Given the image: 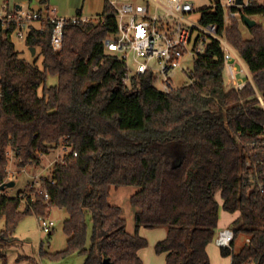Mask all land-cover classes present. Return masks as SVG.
<instances>
[{
	"label": "trees",
	"instance_id": "16d2710c",
	"mask_svg": "<svg viewBox=\"0 0 264 264\" xmlns=\"http://www.w3.org/2000/svg\"><path fill=\"white\" fill-rule=\"evenodd\" d=\"M37 11L51 13L49 7ZM245 11L264 15V4ZM223 18L220 8L203 12V20L220 26ZM117 24L105 1L94 21L67 19L63 46L55 50V23L32 22L25 40L41 50V68L17 50V22L0 21V184L12 158L20 169L40 164L55 146L67 150L39 186L13 197L0 192V247L9 246L26 214L49 217L59 207L68 211L67 245L57 251L42 246V257L78 253L83 264H145L140 250L149 241L141 227H166L167 236L155 245L166 264H213L208 245L220 230L222 205L239 213L235 240L220 246L222 256H231L232 264H264V192L250 188L246 175L253 142L264 133V27L250 28L251 38L236 21L227 28L253 79L243 88L227 85L224 54L213 41L194 59L191 80L166 92L151 72L125 84L126 65L105 43ZM49 74L56 83L47 84ZM126 185L139 187L130 197L133 232L122 206L110 201L111 187ZM0 257L6 264L1 249Z\"/></svg>",
	"mask_w": 264,
	"mask_h": 264
},
{
	"label": "built area",
	"instance_id": "2783aa9c",
	"mask_svg": "<svg viewBox=\"0 0 264 264\" xmlns=\"http://www.w3.org/2000/svg\"><path fill=\"white\" fill-rule=\"evenodd\" d=\"M115 9L117 31L113 37L105 40L107 51L124 61L126 74L125 84L132 76L151 72L155 85L166 92L176 89L174 77L177 69L183 68V59L190 56L197 58L204 54L208 45L218 41L224 54L227 79L237 88H243L249 81L237 75L239 61L237 51L227 37V28L236 21L244 23L246 9L256 4L258 0H213L210 7L202 9L195 20V5L189 0H106ZM6 13L0 16L3 24L17 22L15 34L27 38L32 22L49 20L55 23L52 34V45L55 50L63 46V28L67 19L73 22H91L95 19L87 15L58 16L53 13L41 14L38 11H19L15 7L4 5ZM221 9L223 11V26L215 21L203 20L205 10ZM52 11V10H51ZM251 16V15H250ZM253 16V15H252ZM251 16V17H252ZM243 72V69L241 68ZM262 104L264 101L260 96ZM261 142H253L256 148L253 157L247 161V184L250 188L264 192V133ZM41 228L51 233L55 221L51 217H39ZM235 240L232 227L221 228L215 242L219 246L231 247ZM249 241L250 238H247Z\"/></svg>",
	"mask_w": 264,
	"mask_h": 264
},
{
	"label": "rangeland",
	"instance_id": "374dc122",
	"mask_svg": "<svg viewBox=\"0 0 264 264\" xmlns=\"http://www.w3.org/2000/svg\"><path fill=\"white\" fill-rule=\"evenodd\" d=\"M75 0H59L60 3L64 5L68 4L71 7L72 2ZM106 0H80V7L83 8V12L87 16H92L95 20L102 15L104 11ZM195 5L196 12L193 18L196 20L200 15L202 9L210 7L213 0H189ZM261 4H264V0H258ZM49 3V2H48ZM58 4V3H57ZM50 6L55 8L57 6ZM5 5V3H4ZM3 5V7H4ZM10 6V5H9ZM48 4H43L40 8L46 9ZM15 7V6H14ZM10 7V8H14ZM58 7V6H57ZM27 8V7H26ZM38 8V7H37ZM35 8V9H37ZM50 8V9H51ZM79 8V7H78ZM76 9V8H75ZM74 9V10H75ZM33 11V10H30ZM46 13V11H45ZM257 24L264 27V15L255 14L252 16ZM36 22H40L36 20ZM240 29L245 38H251L252 33L250 28L245 23H240ZM16 44L17 50L20 52L21 56L24 57L29 62H36V64L43 68V55L40 49L36 50L33 54L31 47L28 46L26 40L18 37L16 34L12 36ZM238 65V61L236 62ZM194 67V57H186L183 59V68L177 69L176 76L174 77V85L176 88L183 86L188 83L190 78V70ZM237 71V75L246 77V73ZM226 83L229 87L234 86L227 79V70L225 71ZM58 80L56 75L49 74L47 78V84H54ZM253 81V79H252ZM67 152L64 145L60 144L53 147L48 153L43 156V159L38 165H28L25 168H18L15 164L17 160L12 158L9 168L8 175L5 179L7 181H14L15 184L8 186L5 190H0V192H5L9 196H16L20 191L29 192L30 189L35 186L40 185V179L43 176H48L51 174L55 162ZM139 189L136 185H126L122 187H111L110 201L113 204L121 205L125 217L127 218V228L130 232L135 230V207L131 204L130 197ZM220 203L222 204V198L220 194L217 195ZM24 206V205H23ZM22 206V208H23ZM239 215V213H231L225 211L221 205L220 208V226L219 228L233 227L234 220ZM49 217L53 218L55 221V227L51 234L46 233L42 230L39 217L35 214H26L19 222L16 232L14 234V239L10 242L7 247H0L1 251L6 255V264H83L85 256L74 253L63 259H51L48 257H42L40 254L41 247L50 251L61 250L66 247L68 236L64 231V223L68 218V211L64 208L55 207L52 209ZM5 227V219L0 221V230ZM91 227V224H90ZM244 242V237L241 236L237 241L236 248L239 249ZM153 248V247H152ZM154 250V249H153ZM0 264H4V259L0 257Z\"/></svg>",
	"mask_w": 264,
	"mask_h": 264
},
{
	"label": "crops",
	"instance_id": "0c3cea01",
	"mask_svg": "<svg viewBox=\"0 0 264 264\" xmlns=\"http://www.w3.org/2000/svg\"><path fill=\"white\" fill-rule=\"evenodd\" d=\"M48 2L49 3H47L48 4L47 7L49 8H51L50 6H55V4L58 3L57 4L58 7L56 6L55 8H51L52 10L51 13L54 12V14L58 16L70 17V16L75 15L78 11H81V14L85 15L83 12V8L80 7V0H75L74 2H72L73 7H71L68 4L64 5V3H60L59 0H49ZM4 3L8 4V6L10 5L9 8L15 6L17 10L26 11V12L30 10L37 11L40 9V6L43 5L42 0H0V16H3L6 13V9L3 7ZM34 24L39 25L40 22L37 23L36 21H34ZM237 55L240 59L239 61L235 59L234 62L236 63L238 61L239 65L236 63L237 66H239L240 69L242 68L243 72L246 73V77H243L241 75H239V77L243 78L246 81L248 80L252 81V76H251L247 63L241 57L238 51H237ZM219 226H220V222H219ZM140 233L143 236H145L149 241V245L140 250V255L142 259L144 260L145 264H166V254L157 253L155 251V245L158 241L164 239L167 236V228L166 227H156V228L141 227ZM208 252L210 254V258L213 264H232V257L222 256L220 246L216 242H212L208 245Z\"/></svg>",
	"mask_w": 264,
	"mask_h": 264
},
{
	"label": "water",
	"instance_id": "95a60500",
	"mask_svg": "<svg viewBox=\"0 0 264 264\" xmlns=\"http://www.w3.org/2000/svg\"><path fill=\"white\" fill-rule=\"evenodd\" d=\"M244 23H245L249 28H252V27H254L255 25H257V21H256L253 17H251L250 15H248V14H245V15H244ZM31 50H32L33 54L36 53V47H31ZM14 184H15L14 181H7V182H4V183L0 184V190H5L8 186H12V185H14ZM104 262H105V264H112V263L110 262L109 259H105Z\"/></svg>",
	"mask_w": 264,
	"mask_h": 264
}]
</instances>
